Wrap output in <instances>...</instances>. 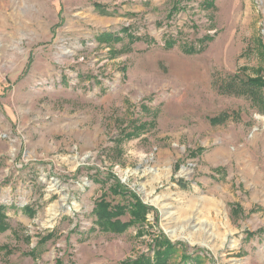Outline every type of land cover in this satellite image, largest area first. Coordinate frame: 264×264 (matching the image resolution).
<instances>
[{
  "label": "rangeland",
  "instance_id": "rangeland-1",
  "mask_svg": "<svg viewBox=\"0 0 264 264\" xmlns=\"http://www.w3.org/2000/svg\"><path fill=\"white\" fill-rule=\"evenodd\" d=\"M238 73L264 80V0H0V264H264V111L219 89ZM117 180L148 210L103 230Z\"/></svg>",
  "mask_w": 264,
  "mask_h": 264
},
{
  "label": "trees",
  "instance_id": "trees-1",
  "mask_svg": "<svg viewBox=\"0 0 264 264\" xmlns=\"http://www.w3.org/2000/svg\"><path fill=\"white\" fill-rule=\"evenodd\" d=\"M177 6V7H176ZM175 8L178 9V3L175 4ZM99 9V8H98ZM130 29H123V33L125 36H128ZM97 40H99L101 43H106L109 46H112L113 43L121 42L123 39L119 36L117 33H104L102 35H99L97 37ZM209 38L205 37L202 41H208ZM173 45V43H171ZM171 46V45H170ZM169 46V47H170ZM165 47H168V44ZM205 50V45L202 47L196 48L193 45L188 47H183L182 51L186 55H197L202 54ZM225 84V85H223ZM219 89H221L222 93L228 96H249L252 103L255 105H258L262 108L264 111V80L262 78H250L244 75H241L240 73L235 74L229 80L224 81ZM225 117H218L214 118L212 120V123L214 125L224 123ZM136 131L135 126L133 127V130L131 132L127 133V136H131ZM125 136V135H124ZM129 137V138H131ZM111 194L121 196L123 199H127L124 204H117L114 205L112 201H108L106 194L103 195L100 200L95 205V214L97 218V225L103 229V230H115V231H122L127 226H129L131 223L127 224H121L119 218L121 216L125 215L126 211L129 209L132 210V214L136 218L143 217L144 214L147 212L148 208L142 204L139 197H137L133 193H129L126 191L125 187L117 180L113 185L110 187ZM131 199L133 202H130ZM129 204V206H127ZM7 210V207L5 205H0V231L5 232L9 229V226L6 222V215L5 212ZM24 212L27 213L30 216L34 215V210L30 207H25ZM144 219V218H143ZM169 248H173V246H169ZM163 252H166L164 250ZM164 254H161L160 256H163ZM160 256H157L155 259L156 264H160L158 259ZM141 263L142 264H155L152 262L150 257H141ZM122 264H130L129 262L122 263ZM132 264H140L139 260L136 262H132Z\"/></svg>",
  "mask_w": 264,
  "mask_h": 264
},
{
  "label": "bare ground",
  "instance_id": "bare-ground-1",
  "mask_svg": "<svg viewBox=\"0 0 264 264\" xmlns=\"http://www.w3.org/2000/svg\"><path fill=\"white\" fill-rule=\"evenodd\" d=\"M164 211H165V210H164ZM164 211H163V212H164ZM165 214H166V213H165ZM166 215H167V214H166ZM164 216H165V215H164Z\"/></svg>",
  "mask_w": 264,
  "mask_h": 264
}]
</instances>
